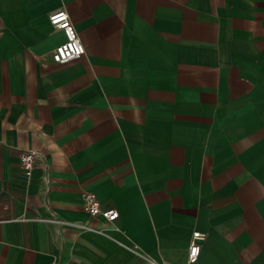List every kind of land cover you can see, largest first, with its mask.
<instances>
[{"label":"crops","instance_id":"obj_1","mask_svg":"<svg viewBox=\"0 0 264 264\" xmlns=\"http://www.w3.org/2000/svg\"><path fill=\"white\" fill-rule=\"evenodd\" d=\"M197 231L264 264V0H0V264H188Z\"/></svg>","mask_w":264,"mask_h":264},{"label":"built area","instance_id":"obj_2","mask_svg":"<svg viewBox=\"0 0 264 264\" xmlns=\"http://www.w3.org/2000/svg\"><path fill=\"white\" fill-rule=\"evenodd\" d=\"M51 23L63 30L66 35V41L58 45L52 52V59L55 64H67L82 57L86 53V48L82 43L78 30L70 19L69 13L65 10H58L50 15ZM20 165L24 168L26 174L34 168L35 153L23 151L19 156ZM84 206L91 218H101L107 222H114L119 218V212L116 209H104L102 204L93 192L84 194ZM202 233L199 231L193 233V239L189 245L187 260L188 264H196L200 258L202 244L199 242ZM195 251V254L193 252ZM144 264H165L149 257H143Z\"/></svg>","mask_w":264,"mask_h":264},{"label":"snow or ice","instance_id":"obj_3","mask_svg":"<svg viewBox=\"0 0 264 264\" xmlns=\"http://www.w3.org/2000/svg\"><path fill=\"white\" fill-rule=\"evenodd\" d=\"M195 251H196V250H193L194 254H195Z\"/></svg>","mask_w":264,"mask_h":264}]
</instances>
